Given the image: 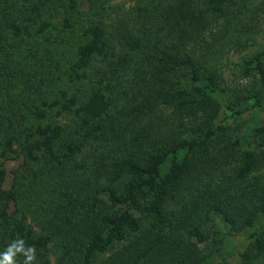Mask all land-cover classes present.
I'll list each match as a JSON object with an SVG mask.
<instances>
[{
  "label": "trees",
  "instance_id": "1",
  "mask_svg": "<svg viewBox=\"0 0 264 264\" xmlns=\"http://www.w3.org/2000/svg\"><path fill=\"white\" fill-rule=\"evenodd\" d=\"M109 1L0 0V252L22 239L34 264H210L192 238L264 216V122L242 117L264 95V39L232 94L200 46L235 16L227 0H152L112 30ZM248 236L242 264H264V227Z\"/></svg>",
  "mask_w": 264,
  "mask_h": 264
},
{
  "label": "rangeland",
  "instance_id": "2",
  "mask_svg": "<svg viewBox=\"0 0 264 264\" xmlns=\"http://www.w3.org/2000/svg\"><path fill=\"white\" fill-rule=\"evenodd\" d=\"M157 0H154L156 2ZM152 0H110L106 7V16L103 19L107 28L112 30L113 23L117 21L131 22L134 17L132 13L136 8L147 5V14ZM227 6L233 7L235 16L232 17L229 24L221 32L220 37L214 42L209 35H204L200 41V46L204 54L205 64L212 68L223 78V85L232 89L231 93L241 92L244 90L242 84L245 79L241 77V60L244 56L253 53L259 47L258 45L264 39V0H227ZM220 27V26H218ZM197 44H199L197 42ZM97 60L94 66L90 68L88 80L94 82L96 79L95 70L100 66ZM89 83V82H88ZM122 82L118 88L123 87ZM85 82H76L70 84L71 91H75L78 96H82L86 90ZM249 94L250 91L243 92ZM226 95V94H225ZM223 97L219 98L221 100ZM249 106V101L247 102ZM222 110V109H221ZM222 110L219 116L223 115ZM246 124L251 125L253 122H264V95L259 107L249 108L242 113ZM159 122V121H158ZM20 159L4 160L3 167L5 171V186H8L12 180L13 170L18 167ZM242 200V199H241ZM242 203L246 204L243 200ZM248 203V202H247ZM213 231L207 235L202 242H192L197 248V254H206L207 261L210 264H242L240 254L247 247L251 238L249 233L264 227V216L258 215L252 227L233 230L226 223L219 221L216 217L214 220ZM171 260L170 264H181Z\"/></svg>",
  "mask_w": 264,
  "mask_h": 264
},
{
  "label": "clouds",
  "instance_id": "3",
  "mask_svg": "<svg viewBox=\"0 0 264 264\" xmlns=\"http://www.w3.org/2000/svg\"><path fill=\"white\" fill-rule=\"evenodd\" d=\"M20 254L24 257L22 264H34L36 249L34 246H25L22 239L9 244L4 252H0V264H16L15 257Z\"/></svg>",
  "mask_w": 264,
  "mask_h": 264
}]
</instances>
